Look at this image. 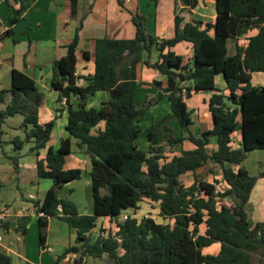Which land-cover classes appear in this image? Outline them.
<instances>
[{
	"label": "trees",
	"instance_id": "obj_1",
	"mask_svg": "<svg viewBox=\"0 0 264 264\" xmlns=\"http://www.w3.org/2000/svg\"><path fill=\"white\" fill-rule=\"evenodd\" d=\"M28 1L4 0L10 11L4 24L17 23ZM69 1L74 17L79 0ZM175 1L182 9H175L172 38L154 33L158 0H143L147 13H131L134 38L96 39L93 68L85 76H74L82 27L79 21L65 47L66 55L52 65L51 89L58 93L59 105L66 99L65 106L56 111L65 109L67 113V137L57 149L48 145L55 121L39 122L44 95L34 80L13 70L11 87L0 89V142L5 121L21 116L18 128L24 139L16 138L15 148L32 143L37 177L52 182L41 201L27 197L36 215L39 247H47L50 218H58L74 230L75 244L65 248L58 260L73 254L72 264H85L87 258L104 255L110 264H252L253 255L264 256V220L250 224L245 209L256 181L264 178V169L251 175L242 166L249 152L264 150V87L250 84L253 73H264V0H214L213 21L192 19L187 23L180 11L194 10L200 0ZM117 2L123 6L122 0ZM252 31L256 34L246 38L245 46L239 45L238 40ZM12 35L7 29L0 38ZM229 41L234 42L233 55H228ZM181 42L192 45L189 58L172 51ZM82 57L89 60L87 52ZM142 67L156 71L164 81L143 82L139 75ZM139 90L156 95L145 94L137 104ZM97 92H105L107 99L99 109L88 107ZM198 93L209 95L212 127L195 136L190 130L193 111L187 101ZM163 101L170 112L145 130L148 148L141 150L137 143L140 124L147 111ZM170 119L177 123L176 130L165 126ZM235 132L241 135L237 147H233ZM72 139L76 149L90 159V215L78 213L71 201L58 195L82 175L78 168H65V158L72 154ZM163 139L180 145L177 155L164 156ZM212 140L215 143L210 148ZM184 142L193 149L183 150ZM208 164L218 168L220 181L202 178L200 169ZM188 174L192 183L186 186L182 178ZM145 202L157 203L158 217L166 223L151 216L130 215L121 220L127 212L140 211ZM100 218H107L113 227L92 239ZM13 220L4 227L12 222L14 231L25 236L31 216ZM214 244L220 246L216 254L203 253ZM0 264H13L1 250ZM259 264L264 263L260 260Z\"/></svg>",
	"mask_w": 264,
	"mask_h": 264
},
{
	"label": "crops",
	"instance_id": "obj_2",
	"mask_svg": "<svg viewBox=\"0 0 264 264\" xmlns=\"http://www.w3.org/2000/svg\"><path fill=\"white\" fill-rule=\"evenodd\" d=\"M122 1L123 6H120L117 0H79L76 7V15L71 17L69 0H30L26 3L25 10L19 16V21L9 26L4 23L10 16V11L5 6L4 0H0V23H2L0 33L7 29L13 31L12 37L0 38V89L7 90L11 87L13 70L24 72L34 80L39 92L44 95L43 104L38 112L39 122L43 124L51 120L55 121L48 144L53 149L52 140L54 138L52 137L55 129L58 131V141H56L58 147L60 141L67 137L65 131L67 113L65 109L62 112L56 111L61 106L57 103L58 93L52 90L50 86V81L53 76L52 65L54 61L66 55L65 47L71 42L79 21H82L76 49V71L79 76H85L92 71L96 39L102 37L133 39L135 36V27L131 23V13L139 11L147 13V8L145 10L143 0H130L127 3L124 0ZM15 8L17 9L18 5ZM175 9L176 11L182 9L175 0H158L154 10L153 22L154 33L157 37L169 39L174 36ZM180 16L183 18L184 23L190 22L192 19L213 21L215 18L214 0H200L199 5L194 10H182L180 11ZM254 34H256V31L249 32L246 36L238 40V44L245 46L246 38ZM231 43L234 45L233 41H229L227 45L228 51L229 44ZM172 51L177 55L189 58L192 55L193 47L190 43L181 42L173 47ZM230 51L232 52L230 55H233L235 53L234 47ZM83 52L88 53L89 60L83 59ZM153 57L155 58V55ZM139 75L140 79L146 83L164 81V78L156 71L145 67L140 69ZM77 84L82 85V80H78ZM250 84L254 87H264V73H253ZM223 92L224 94H228L227 91ZM208 98L209 95L205 93L193 94L187 101V106L197 116L201 110L203 113H206V116L201 113L198 119L200 118L199 121L203 125L206 122L208 124V121H210L209 123L212 127L207 105ZM48 100L49 104L47 103ZM211 127L208 126L204 130H209ZM232 137L234 142L233 147H237L241 142V135L239 132H235ZM214 143V140H212L209 147L213 148ZM182 148L183 150H191L193 146L189 145L188 142H184ZM80 154L85 155L83 153ZM85 156L88 157L87 155ZM84 162L90 165L89 157ZM246 163L245 160L242 166L251 175H257L264 169L263 163L261 167L254 169V172L251 173ZM216 179L219 178L216 177ZM18 196H21L20 193H18ZM245 209L250 224L264 220V178L256 181ZM31 218V221H33L35 216L31 215ZM13 219L10 221L14 222L15 220ZM12 222L7 227H0V231L5 236L11 235L15 230V225ZM102 222L103 227H113L109 220L100 218L93 232L100 227ZM48 247L50 246L48 245ZM211 247L203 250V253L207 254V251L211 250L208 254H216L220 248L219 244H214ZM16 257L18 259L23 258L20 255ZM75 257L76 255H74L73 259ZM65 260H70L69 254L61 260L57 258L56 262L62 264ZM23 262L18 264H27L25 258Z\"/></svg>",
	"mask_w": 264,
	"mask_h": 264
},
{
	"label": "rangeland",
	"instance_id": "obj_3",
	"mask_svg": "<svg viewBox=\"0 0 264 264\" xmlns=\"http://www.w3.org/2000/svg\"><path fill=\"white\" fill-rule=\"evenodd\" d=\"M233 47V43L229 44L228 55L232 53L230 50H233ZM145 94H148L149 97L156 95L154 91H149ZM145 94L141 90L136 93L137 104L141 103ZM104 99H107V94L105 92H97L92 98H90L88 107L99 109L101 101ZM47 103L49 104V100ZM169 112L168 104L164 101L160 102L156 106L151 107L147 111L143 121L140 124L142 132L139 136V139L137 140L141 150H146L148 148L145 130L151 124L157 122L160 118L169 114ZM201 113L206 116V113H203L202 110L198 116H201ZM198 116L195 112H193V125L191 126L190 130L195 136H198L199 133L204 130V128H207L208 126L211 127V124L209 123L210 121H208V124L206 122L207 125H203V123L199 121L200 118L198 119ZM21 122L22 117L19 115L7 119L2 126L4 134L0 142V205L6 204L13 210L29 207L31 205L27 200L29 195H31L35 200L41 201L46 191L52 185L50 179L37 177L35 165L36 156L30 151L32 143H25L19 150L15 148V139H24L23 130L18 128ZM165 126H168V130L170 128H174L175 130L177 129V123L172 119L167 121ZM57 132V129H55L52 137L54 138L52 140V146L54 149H57L58 147V145H56V141H58ZM75 142L76 141L72 139V154L65 158V168H78L82 171V175L78 181L71 182L61 188L58 195L60 198L71 201L75 205L78 213L90 215L92 213L91 180L89 175L90 165L84 162L86 159H88V157L80 154V151L76 149ZM188 144L191 145L190 143ZM161 148L164 152V156L170 158L178 154L177 152L180 150V145H170L165 139H163L161 141ZM245 160L247 162V167L251 173H253L254 169L261 167L264 163V150H255L249 152ZM215 173L219 179H215ZM200 174L207 182L212 183L213 180H221L218 173V168L212 164H208L203 169H200ZM182 182L184 185L189 186L190 183H192L191 174L184 176L182 178ZM218 187L221 188V190L225 189L224 185H219ZM18 193H20L21 196H18ZM141 206L143 208L140 210L139 216L142 217L148 215L158 223H166V221L158 217L157 205H152L151 203L145 202ZM30 223L28 224L29 228L24 237L16 231H13L9 236H5L0 231V237L3 238V245L6 244L12 250V254L9 253V256L11 257L13 264L24 263V258L26 259L27 264H58L56 259L63 254L64 249L75 244L74 230L69 228L64 221L58 218H50L48 221V227L46 229V246L49 245L52 249V252H47L39 247L38 244L36 218H33V221ZM110 229L111 226L103 227L102 222L100 227L93 232L92 239H94L99 234V232L103 231V233L106 234V232ZM202 230L203 227H201V231ZM6 237H8V239H6ZM209 251L211 250H208L207 254L210 253ZM14 254H16V256L20 255L23 258L18 259V257L14 256ZM73 257V254H69L70 260H65V262L62 264H72ZM260 260L262 263H264V256L255 254L252 257V264H259ZM85 264L110 263L107 260V257L104 255L101 259L87 258Z\"/></svg>",
	"mask_w": 264,
	"mask_h": 264
},
{
	"label": "built area",
	"instance_id": "obj_4",
	"mask_svg": "<svg viewBox=\"0 0 264 264\" xmlns=\"http://www.w3.org/2000/svg\"><path fill=\"white\" fill-rule=\"evenodd\" d=\"M124 2H130V0H124ZM74 76H79L78 72L75 71ZM182 95H185V90H182ZM65 102L66 99L63 98L60 106H65ZM28 198L32 199L33 197L31 195L28 196ZM155 205L158 204L155 203ZM58 210H60V207H58ZM36 216L35 212H34V208L30 205L29 207H24V208H20L18 210H13L11 207H9L6 204H1L0 205V227L4 228V223L7 222L8 220H11L12 218L14 219H20L22 217L25 216ZM133 216V217H141L140 215V211H137L136 213L133 212H127L125 214H123V216L121 217V220H126L127 216ZM148 216V215H145ZM26 229H28V226H26ZM105 235V233H103ZM3 238L0 237V250L3 251L4 253H7V255L9 253L12 254V250L9 246H7L6 244L3 245ZM45 251L47 252H52V249L50 247H46L44 248ZM85 262V260H83V263Z\"/></svg>",
	"mask_w": 264,
	"mask_h": 264
}]
</instances>
